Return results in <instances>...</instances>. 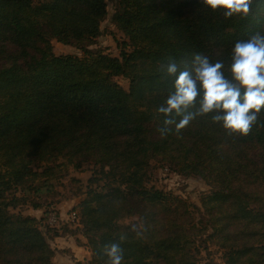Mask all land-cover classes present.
Masks as SVG:
<instances>
[{"label":"trees","instance_id":"1","mask_svg":"<svg viewBox=\"0 0 264 264\" xmlns=\"http://www.w3.org/2000/svg\"><path fill=\"white\" fill-rule=\"evenodd\" d=\"M224 11L205 0H116L110 23L124 39L112 56L92 48L106 0H0V264H54L50 242L76 233L86 264H110L113 244L121 264H201L211 247L223 264H264V106L247 135L214 119L224 110L200 111L199 81L192 104L158 111L179 72L195 79L196 56L237 83L233 48L264 36V0ZM53 40L83 56L55 54ZM157 167L203 181L200 205L149 186ZM64 177L78 226L50 233L21 208L56 209Z\"/></svg>","mask_w":264,"mask_h":264},{"label":"clouds","instance_id":"2","mask_svg":"<svg viewBox=\"0 0 264 264\" xmlns=\"http://www.w3.org/2000/svg\"><path fill=\"white\" fill-rule=\"evenodd\" d=\"M213 10L224 9L225 16L249 11L251 0H205ZM231 72L236 84L224 78L223 64H212L206 57L196 56L195 79L188 71L179 72L175 79V92L166 100V107L158 111L168 114L179 111L192 104L197 95V81L203 90L200 111L207 113L213 109L224 110L222 116L214 117L222 120L223 126L232 131L247 135L256 121V113L264 106V36H254L246 42H237L233 48ZM169 74L177 72L176 65L170 64ZM243 88V95L241 94ZM189 116H185L178 127L188 124ZM110 264H121L122 255L118 245L113 244L108 250Z\"/></svg>","mask_w":264,"mask_h":264},{"label":"rangeland","instance_id":"3","mask_svg":"<svg viewBox=\"0 0 264 264\" xmlns=\"http://www.w3.org/2000/svg\"><path fill=\"white\" fill-rule=\"evenodd\" d=\"M116 0H106L108 5V14L102 22V35L95 41V44L92 45V48L101 46V48L105 49L106 53L111 54L112 56H117L119 54V46L118 42L123 40L122 34L112 28L110 23V18L113 13V4ZM54 53L57 55H66L72 54L77 55L79 57L83 56V51L76 49L75 47H71L68 45H63L55 40L52 41ZM91 47H89L90 49ZM117 84L127 87L128 82L124 78H115ZM155 166V163H152V166ZM72 171V170H71ZM72 176H79L78 174L74 173L73 171L70 173ZM148 185L154 186L157 189L162 191H171L172 193L187 199L190 203L200 205L199 197L202 193L208 192V186L201 180L197 178H182L172 174L166 168H152L150 171ZM62 185L59 187V191L63 193V197L59 200L55 207L58 209L57 211L61 213L63 217H66L69 214L74 206L77 205L79 200L77 198L68 199L66 196L67 188H69L68 184V177L62 178L60 181ZM65 191V192H64ZM50 206V205H47ZM70 211V212H69ZM21 212L24 215H30L36 217L42 222V230L49 229L50 233H53V228L50 227L47 222H45L42 212L43 210H34L30 207H22ZM61 215L58 216V219L63 218ZM66 227V226H64ZM51 246L56 250V263L55 264H75L76 262H80V264H86L88 261L87 254L88 249L84 245L85 240L81 236V234L76 233L74 235H67L61 239H57L56 241L50 242ZM62 251L64 253H62ZM210 251L208 255L207 252ZM91 254V253H90ZM199 256H203L205 260L202 261L201 264H204L208 260L211 264H223L222 262V254L217 252L213 247L209 250H202ZM55 257V258H56ZM78 260V261H76Z\"/></svg>","mask_w":264,"mask_h":264},{"label":"built area","instance_id":"4","mask_svg":"<svg viewBox=\"0 0 264 264\" xmlns=\"http://www.w3.org/2000/svg\"><path fill=\"white\" fill-rule=\"evenodd\" d=\"M70 212V211H69ZM58 213L55 208L51 207L49 211L44 215V220L49 224L50 227H59L60 223L66 221L67 223L78 226L77 211L71 210L66 217L58 219Z\"/></svg>","mask_w":264,"mask_h":264},{"label":"crops","instance_id":"5","mask_svg":"<svg viewBox=\"0 0 264 264\" xmlns=\"http://www.w3.org/2000/svg\"><path fill=\"white\" fill-rule=\"evenodd\" d=\"M56 210H58V209L56 208ZM57 213H58V215H61L60 212L57 211ZM42 215H43V218H44V215H45V214H43V212H42ZM63 216H64V215H63ZM63 216L61 215V217H63ZM63 218H64V217H63ZM57 228H60V227H57ZM66 236H67V235H66ZM63 237H64V236H63ZM63 237H59V238H56V239H54V240L56 241L57 239L59 240V239H61V238H63ZM54 240H53V241H54ZM86 254H87V258H86V259L89 260L90 255H91V254H90V251H88V253H86ZM56 259H57V257L53 259L54 264L56 263ZM76 261H78V260H76ZM60 264H61V263H60Z\"/></svg>","mask_w":264,"mask_h":264}]
</instances>
